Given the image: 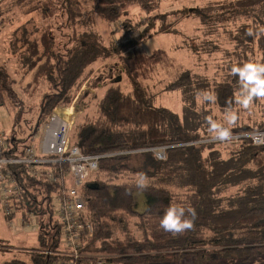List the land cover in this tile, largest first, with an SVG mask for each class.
Masks as SVG:
<instances>
[{
  "label": "trees",
  "instance_id": "16d2710c",
  "mask_svg": "<svg viewBox=\"0 0 264 264\" xmlns=\"http://www.w3.org/2000/svg\"><path fill=\"white\" fill-rule=\"evenodd\" d=\"M164 1L167 0L44 1L46 8L40 16L47 20L43 21L45 34L40 40L25 37L21 41L24 51L20 53V63L28 71L33 70L29 86L38 91L45 85L47 92L40 97L35 124L30 121L34 124L33 134L27 139H8L5 155L22 156L57 106L74 89L82 88L93 67L114 55L124 59L153 35L170 33L186 11L157 14ZM233 3L224 7L229 10L232 5L240 14L254 1ZM131 8H137L143 20L130 19ZM173 17L175 21L171 22ZM97 20L109 26L122 23L118 42L105 47L96 32L79 36L82 29L96 27ZM138 29V37L129 40V32ZM58 31L61 35L57 41ZM186 79L190 82V77ZM130 80V93L124 94L119 86L110 88L96 120L82 126L76 136V121L70 130V146H78L84 155L106 156L83 187L86 210L94 226V237L87 240L85 252L106 256L107 264H213L216 260L264 263V145L257 147L250 139H243L224 156L219 150L221 143L187 139L177 118L163 108H154L153 98L146 96L137 80ZM186 83H173L167 91H178ZM6 98L0 86V105L5 106ZM236 104L234 86L216 88L217 107L233 109ZM231 131L248 134L264 131V126L245 125ZM162 146L170 147L166 159L158 161L146 153L150 168L143 172L126 164L131 155H116ZM14 171L23 188L16 215L33 214L37 218L39 248L29 254L27 261L14 259L6 264H54L62 259L56 254L61 250L62 225L55 206L61 185L33 178L22 167ZM137 193L145 197L143 213L137 211ZM170 205L194 209V217L186 213L192 222L190 229L173 234L160 227V219ZM135 229L141 238L135 236Z\"/></svg>",
  "mask_w": 264,
  "mask_h": 264
},
{
  "label": "rangeland",
  "instance_id": "374dc122",
  "mask_svg": "<svg viewBox=\"0 0 264 264\" xmlns=\"http://www.w3.org/2000/svg\"><path fill=\"white\" fill-rule=\"evenodd\" d=\"M44 1L0 0V86L7 96L5 106L0 105V129L8 139H27L33 134L38 103L47 92L45 85L38 91L29 86L33 83V70L28 71L20 63V53L24 51L21 41L25 37L40 40L45 34L47 20L40 16L46 8ZM235 1L238 0L164 1L157 14L186 11L171 32L155 34L139 43L129 56L124 55V59L114 55L93 67L82 88L74 89L55 110L62 115L73 111L76 136L82 126L96 120L106 92L119 86L124 94L130 93V78H133L140 83L146 96L153 98L154 108H163L172 118H177V125L187 139L197 138L208 143L216 138L221 126L230 129L245 125L264 126V93L252 92L255 82H249L236 71L248 64L264 67V0H253L254 3L243 8L240 14L232 6ZM228 4L232 5L226 10L224 5ZM130 15L133 20L144 18L137 8H131ZM52 19L56 21L54 17ZM97 21L96 27L82 29L79 36L96 32L105 47L118 42L122 23L109 26ZM140 31H130L128 39H136ZM60 35L58 31L57 41ZM260 78L264 79V74ZM178 81L187 83L178 91L168 92V86ZM218 86H234L235 108L222 109L215 105ZM209 95L211 100L206 98ZM32 120L34 124L30 122ZM41 137L42 131H39L30 140V145L38 149ZM229 148L232 146L223 145L219 150L225 156ZM126 164L147 171L150 168L149 155H131ZM134 197L137 211L143 213L146 209L144 195L137 193ZM20 218L17 215L10 225L0 208V264L14 259L27 261L29 254L39 248L37 219L27 227L19 225ZM134 233L141 238L136 229ZM213 264L236 263L216 260Z\"/></svg>",
  "mask_w": 264,
  "mask_h": 264
},
{
  "label": "built area",
  "instance_id": "2783aa9c",
  "mask_svg": "<svg viewBox=\"0 0 264 264\" xmlns=\"http://www.w3.org/2000/svg\"><path fill=\"white\" fill-rule=\"evenodd\" d=\"M133 35L135 36V33ZM128 36L130 37V32ZM72 116V110L64 115L55 110L41 129L39 148L31 145L19 158L5 155L9 142L0 129V208L12 225L17 216V203L21 202L23 193L14 168L22 167L33 178H44L50 183L60 184L61 189L56 195L55 206L56 216L62 225V237L61 250L56 254L62 256V259L54 264H82L86 260L88 262L85 264H107L106 256L85 252L87 240L94 237V226L86 210L83 194L84 185L98 170L99 161L106 156L84 155L78 146H70L69 134L74 125ZM243 139H250L254 146H263L264 131L234 134L229 127L221 126L216 138L208 143L237 146ZM169 148L153 147L116 155L150 153L158 161H164ZM35 218L33 214L21 216L19 225L30 227Z\"/></svg>",
  "mask_w": 264,
  "mask_h": 264
},
{
  "label": "clouds",
  "instance_id": "9594fccd",
  "mask_svg": "<svg viewBox=\"0 0 264 264\" xmlns=\"http://www.w3.org/2000/svg\"><path fill=\"white\" fill-rule=\"evenodd\" d=\"M242 77L247 79L249 82H255L256 87L252 89V92L264 93V79L260 78L261 74H264V67H256L251 64L245 65L242 69H237ZM251 94V93H250ZM249 94V95H250ZM207 99L212 97L206 96ZM143 179V177H141ZM186 213H190L193 217L195 216L194 209L185 208L177 205H170L164 212V215L160 219V227L173 234L181 233L192 227V222L186 217Z\"/></svg>",
  "mask_w": 264,
  "mask_h": 264
}]
</instances>
